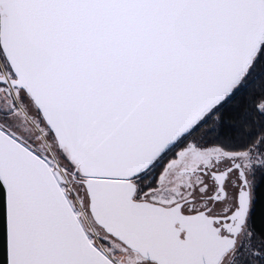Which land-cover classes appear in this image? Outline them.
<instances>
[{"label":"snow or ice","instance_id":"1","mask_svg":"<svg viewBox=\"0 0 264 264\" xmlns=\"http://www.w3.org/2000/svg\"><path fill=\"white\" fill-rule=\"evenodd\" d=\"M5 264H264V0H0Z\"/></svg>","mask_w":264,"mask_h":264},{"label":"water","instance_id":"2","mask_svg":"<svg viewBox=\"0 0 264 264\" xmlns=\"http://www.w3.org/2000/svg\"><path fill=\"white\" fill-rule=\"evenodd\" d=\"M0 264H5V247H4L2 208H0Z\"/></svg>","mask_w":264,"mask_h":264},{"label":"trees","instance_id":"3","mask_svg":"<svg viewBox=\"0 0 264 264\" xmlns=\"http://www.w3.org/2000/svg\"><path fill=\"white\" fill-rule=\"evenodd\" d=\"M256 227L258 229H264V220H261L259 217L257 218L256 221Z\"/></svg>","mask_w":264,"mask_h":264}]
</instances>
